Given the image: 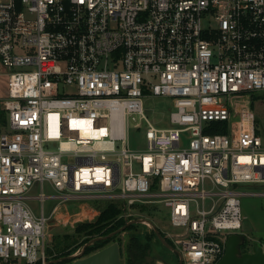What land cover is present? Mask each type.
I'll list each match as a JSON object with an SVG mask.
<instances>
[{"label":"built area","instance_id":"built-area-1","mask_svg":"<svg viewBox=\"0 0 264 264\" xmlns=\"http://www.w3.org/2000/svg\"><path fill=\"white\" fill-rule=\"evenodd\" d=\"M0 58V264H50L58 206L102 199L163 204L177 258L219 262L241 197L264 195V0H0ZM149 96L173 99L169 127Z\"/></svg>","mask_w":264,"mask_h":264},{"label":"rangeland","instance_id":"rangeland-1","mask_svg":"<svg viewBox=\"0 0 264 264\" xmlns=\"http://www.w3.org/2000/svg\"><path fill=\"white\" fill-rule=\"evenodd\" d=\"M7 81V68L0 58V99L5 98L7 95ZM253 108L264 126V93L255 95ZM173 109V99L169 96H149L144 99V113L157 127L167 128L171 125L170 113ZM1 112L5 117L6 114L3 108ZM146 128L147 120L145 118H140L137 115L136 119L131 117L128 119V143L132 148H146ZM253 187L252 189L259 188ZM45 190L54 192L49 183L46 184ZM29 202L38 210L40 204L38 200L32 199ZM55 202L51 199L46 200L44 204L47 212L51 210ZM111 204L119 209L117 219L135 223L134 229L120 231L116 236H111V240L106 243L108 245L113 241L120 242L122 264H132L130 241L133 234L140 237V244L137 247L139 250H151L152 256L156 258L154 264H163L162 260H167L172 264H180V258H177L163 241V239L167 241V232L172 230L169 211L163 204L156 202L142 204L133 208L131 211L133 214L129 216L116 203L104 199L70 201L58 206L54 217L49 220L46 231L47 253L52 258L50 264H72V260L63 259V257L68 255L77 256L87 242L101 236L98 232H88L89 227L85 228V226H94L103 211ZM241 206L244 222L241 231L238 230L237 233L243 235L245 247L251 248L255 242L264 245V195H245L241 197ZM142 219L150 222L151 226H148ZM157 230L159 233H157ZM100 245H102V241L95 240L87 246L85 255L106 246L101 247Z\"/></svg>","mask_w":264,"mask_h":264},{"label":"water","instance_id":"water-1","mask_svg":"<svg viewBox=\"0 0 264 264\" xmlns=\"http://www.w3.org/2000/svg\"><path fill=\"white\" fill-rule=\"evenodd\" d=\"M124 229L125 226L111 232L107 236H99L95 239H91V241L84 245L78 256L68 255L63 257V259L72 260V264H122L121 245L119 241H113L88 255H85V250L87 246L95 240L111 237ZM157 233H159L158 230ZM163 241L169 248L173 249L172 245H170L166 239H163ZM245 248L247 247H245V239L243 235L240 233L229 234L225 253L217 264H264V245L255 242L252 244L251 249L246 250ZM179 263L183 264L181 259Z\"/></svg>","mask_w":264,"mask_h":264},{"label":"trees","instance_id":"trees-1","mask_svg":"<svg viewBox=\"0 0 264 264\" xmlns=\"http://www.w3.org/2000/svg\"><path fill=\"white\" fill-rule=\"evenodd\" d=\"M1 117H2V119H4L2 112H1ZM217 131L222 132V131H224V129H215V130H212L211 132H217ZM118 213H119V209L116 206L111 204V205H109V207H107L103 211V213L100 215V217L98 219V222L94 226L88 225V226H85V228L89 227L88 232H98V234H100L101 236H107L111 232H114L123 226H125L124 230H131V229L135 228V223H129V222L123 221L122 219H117ZM114 236H116V234L112 235V237H114ZM112 237H106V238L99 239L102 241V245H100V246L102 247V246L106 245V243H108ZM131 237L132 238H131L130 244L137 248L140 244L139 235L133 234ZM167 242L170 245L172 244V242L169 239H167ZM87 248H86V250H87ZM144 252H146V250ZM166 262H167V260H166ZM132 264H134L133 261H132Z\"/></svg>","mask_w":264,"mask_h":264},{"label":"flooded vegetation","instance_id":"flooded-vegetation-1","mask_svg":"<svg viewBox=\"0 0 264 264\" xmlns=\"http://www.w3.org/2000/svg\"><path fill=\"white\" fill-rule=\"evenodd\" d=\"M131 251L134 264H154L156 262V258L152 256L151 250L149 249L144 252L131 245Z\"/></svg>","mask_w":264,"mask_h":264}]
</instances>
